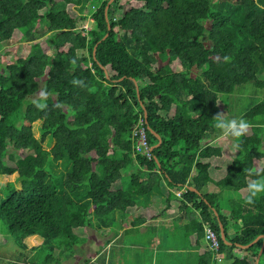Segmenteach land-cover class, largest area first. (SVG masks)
Returning a JSON list of instances; mask_svg holds the SVG:
<instances>
[{"label":"trees","instance_id":"1","mask_svg":"<svg viewBox=\"0 0 264 264\" xmlns=\"http://www.w3.org/2000/svg\"><path fill=\"white\" fill-rule=\"evenodd\" d=\"M109 2L0 0V44L33 43L26 57L0 73V218L21 235L26 256L45 249L50 254L43 264H51L57 249L73 252L87 239V227L109 228L117 212L136 215L135 226L158 218L141 199L159 191L180 210L200 214L186 225L199 264H218L202 247L206 225L218 233L229 264H257L263 239L248 249L237 245L264 235V195L247 205L244 191L264 175V101L242 112L253 127L237 158L229 160L212 143L218 138L213 117L221 111L227 117L221 96L249 85L264 88L258 78L264 0H114L108 24ZM89 14L94 28L78 32ZM43 21L53 35L35 42ZM81 50L89 55L79 56ZM193 69L201 75L193 76ZM41 82L52 93L44 111L31 100ZM141 119L150 146L161 141L151 159L134 155ZM48 138L55 142L50 150ZM66 157L72 170L57 182L51 165ZM133 164L142 175H133L124 190L122 171ZM186 185L176 198L172 190ZM219 222L231 245L221 239ZM233 227L238 230L231 234ZM5 245L0 235V248Z\"/></svg>","mask_w":264,"mask_h":264},{"label":"crops","instance_id":"2","mask_svg":"<svg viewBox=\"0 0 264 264\" xmlns=\"http://www.w3.org/2000/svg\"><path fill=\"white\" fill-rule=\"evenodd\" d=\"M11 42H16L17 45L10 43L5 48L10 47V51L13 49L15 55L17 51L22 50L21 46L30 44L20 39L18 41L13 39ZM26 50L27 48L23 47V51ZM217 139L212 143L213 145ZM193 175H196V171H193ZM187 189L188 185L180 190H172V193L176 198H181L182 193ZM141 201L143 206L155 210L159 217L135 226L136 215L122 217L117 213L115 223L109 228L98 230L87 227L88 237L83 244L75 247L74 253L66 249L58 250L59 262L61 264H129L130 258L134 259L133 264H143L142 262L147 264L149 255L150 264H199L200 250L194 245L195 237L188 234L186 225L192 215L198 218L200 214L194 215L180 210L175 202L169 203L159 191L142 198ZM233 229L235 230V227L231 228V234ZM179 234H181L180 238H178ZM130 237L136 238V242L128 240ZM202 244L207 247L204 239ZM83 251L84 256L79 259L76 254ZM34 257L40 259L38 253L34 252L21 261L25 262L24 264L28 261L34 263L32 262Z\"/></svg>","mask_w":264,"mask_h":264},{"label":"rangeland","instance_id":"3","mask_svg":"<svg viewBox=\"0 0 264 264\" xmlns=\"http://www.w3.org/2000/svg\"><path fill=\"white\" fill-rule=\"evenodd\" d=\"M43 13H44V11H43ZM116 14H118V12H116ZM87 22H88V19L86 21H79L77 31L78 32L82 31L81 27L83 25H85ZM90 27L93 29L94 24H90ZM39 30H40V38L37 39L35 42L48 41L50 39V37L53 35V33L49 32V23H47L46 21H43L41 23ZM16 41H18V39H16ZM10 43L12 45H17L16 42H10ZM32 44L33 43L27 44V46L26 45L21 46L22 50L19 52L17 51L16 55H15V53L12 52V51H14L13 49H12V51L9 50L10 47L5 48V47H8V43L0 44V73L1 72L5 73V66L8 63L15 61L17 58L26 57L29 54L28 51H30L28 49L31 47ZM23 47L27 48V50L23 51ZM6 51H8V53ZM78 54H79V56H83V57H87L89 55L87 50H81L78 52ZM52 56H54V55H52ZM191 71H192L191 73L193 76L201 75L200 71H198V70L193 69ZM258 78L260 80L264 81V70L258 74ZM142 85H144V84H142ZM42 89H43V82H41V84H40L39 92ZM39 92L31 98L32 101H34L36 98H38ZM221 99L223 102L222 109L227 111V117L226 118H233V117L240 118L243 110L249 108L253 104L260 103V102L264 101V88H255L253 85H249L247 87L239 89L236 94H233L230 96H221ZM217 133H218V139L214 143V146L222 148L226 154V157L229 160L237 158L239 151L233 150V148H232L233 141L230 140L229 138H221V133L219 132V130H217ZM54 145H55V142H53L50 138H48L46 140V142L44 143V147L47 150L52 149L54 147ZM51 169H52L53 174L56 177V181L57 182H60V181L63 182L64 176L68 172H71L72 165L69 162V158L66 157L63 162H58V163L52 164ZM139 172H140V169L138 168V166L136 164H133V165L129 166L128 168H126L125 170L122 171V182H123L122 186H123L124 190L129 189L133 175H137V174L142 175V174H139ZM228 193L229 192L225 191L223 195L226 196ZM231 195L234 196L235 198L238 197L237 194H234V193H232ZM262 195H264V194H262ZM5 197L6 196L2 195V198H5ZM83 198H85V197H83ZM81 201L84 202V199H81ZM117 213H120V212H117ZM122 217H123V215H122ZM90 219L92 220V225H95L96 221H95V218L93 215H92V218H90ZM237 230H238V228H235V230L233 229L232 234H234ZM0 235L2 237H4V239L6 240V245L0 248V264H16V263L24 264L25 262H23L21 260L25 259L27 252L22 250L19 246L18 242H19V239L21 238V235L11 234L9 231V228H8V224H7L6 220L3 218H0ZM180 236H181V234H179L178 238H180ZM128 240H134V242H136V238H134V237H130V238H128ZM202 246L205 248V244H202ZM58 250H61V249H57L54 252L53 259L50 260L51 264L56 263V259L59 257V255L57 253ZM74 252L75 251H73V253ZM37 253H38V258H40V259H37V257H34V258H32V262H34V263H29L30 261H28L26 264H37V261L39 264H43L45 257L48 254H50V252L45 250V249L39 250ZM76 255L79 259H82L84 256V251L80 252V253L77 252ZM133 262H134V259L131 260L129 258V264H133ZM142 263L144 264L145 262H142ZM146 263L150 264V256L149 255H148ZM229 263H230V261L225 257V263L223 262L222 264H229ZM195 264H198V263H195Z\"/></svg>","mask_w":264,"mask_h":264},{"label":"clouds","instance_id":"4","mask_svg":"<svg viewBox=\"0 0 264 264\" xmlns=\"http://www.w3.org/2000/svg\"><path fill=\"white\" fill-rule=\"evenodd\" d=\"M225 61L230 60V57H224ZM75 61H73L74 63ZM73 85H82V81L78 79H73ZM52 93L47 89H42L39 92L38 98L34 100V105L37 109L44 111L48 108L47 98L51 96ZM59 107H63V105H58ZM214 128L219 130L221 133V138H231L233 141L232 148L234 151H239L241 148L242 138L245 137L250 129L253 127L251 122L240 118H226L225 112H217L213 117ZM244 191L247 193L245 203L247 205H252L255 203L256 199L264 194V175L258 176L256 179L250 180Z\"/></svg>","mask_w":264,"mask_h":264},{"label":"built area","instance_id":"5","mask_svg":"<svg viewBox=\"0 0 264 264\" xmlns=\"http://www.w3.org/2000/svg\"><path fill=\"white\" fill-rule=\"evenodd\" d=\"M103 1H111V0H103ZM93 10L96 11V8H93ZM87 17H88V22L81 27L82 32H84L85 34L91 32L92 28L90 27V24L95 23L93 14H89ZM144 125H145V121L144 119H141L138 126L135 128L133 132L132 139L134 142V147H133L134 155L135 156L141 155L143 157L151 159L153 157L152 154L153 150L149 144L146 128ZM204 240L209 250L213 254V260L218 264H222L223 262L225 263V256L224 254L221 253L220 237L218 233L210 225H206L204 227Z\"/></svg>","mask_w":264,"mask_h":264},{"label":"water","instance_id":"6","mask_svg":"<svg viewBox=\"0 0 264 264\" xmlns=\"http://www.w3.org/2000/svg\"><path fill=\"white\" fill-rule=\"evenodd\" d=\"M113 1H114V0H111V1L108 3L107 8H106V10H105L106 19H107L108 24H109L108 10H109L111 4L113 3ZM110 30H111V26L109 25V32H110ZM108 37H109V33H107V34L105 35V37L103 38V41L106 40ZM96 52H97V46L94 48V53H93V54H94V57H96ZM106 75H107V77H108V73H106ZM136 85H137V92H138V97H139V91H140V88H139V85H138L137 83H136ZM139 99H140V98H139ZM141 106L143 107V104H141ZM143 109H144V108H143ZM144 112H145V119H147V113H146L145 109H144ZM160 144H161V141H160L159 145H160ZM159 145H157V146H159ZM157 146L152 147V150H154L155 148H157ZM191 190L194 191V192H197L194 188H191ZM219 223H220V222H219ZM220 230H221V234H220V235H221V239H222L226 244L231 245V243L227 242V240H226L225 232H224V227H223V225H222L221 223H220ZM260 239H263V240H264V235L258 237V238H257L253 243H251L250 245H247V246L237 245V247H238V248H241V249H248V248H250L251 246H253L255 243H257ZM263 252H264V243H263V245H262V247H261V250H260V252H259L258 258H257V260H256V263H257V264L259 263L260 257L262 256Z\"/></svg>","mask_w":264,"mask_h":264}]
</instances>
